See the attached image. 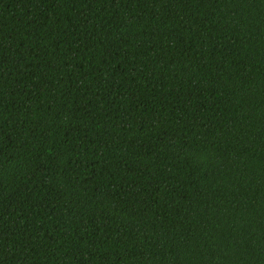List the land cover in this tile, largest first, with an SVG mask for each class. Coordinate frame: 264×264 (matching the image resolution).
<instances>
[{"label": "trees", "instance_id": "obj_1", "mask_svg": "<svg viewBox=\"0 0 264 264\" xmlns=\"http://www.w3.org/2000/svg\"><path fill=\"white\" fill-rule=\"evenodd\" d=\"M0 264H264V0H0Z\"/></svg>", "mask_w": 264, "mask_h": 264}]
</instances>
